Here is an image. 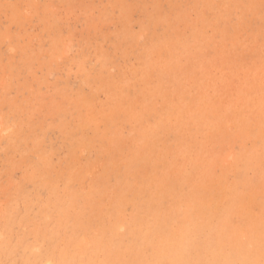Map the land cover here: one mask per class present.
<instances>
[{"label":"rangeland","instance_id":"374dc122","mask_svg":"<svg viewBox=\"0 0 264 264\" xmlns=\"http://www.w3.org/2000/svg\"><path fill=\"white\" fill-rule=\"evenodd\" d=\"M0 264H264V0H0Z\"/></svg>","mask_w":264,"mask_h":264}]
</instances>
